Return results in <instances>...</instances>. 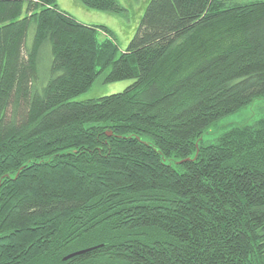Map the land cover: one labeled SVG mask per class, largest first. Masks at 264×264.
<instances>
[{
    "label": "trees",
    "instance_id": "1",
    "mask_svg": "<svg viewBox=\"0 0 264 264\" xmlns=\"http://www.w3.org/2000/svg\"><path fill=\"white\" fill-rule=\"evenodd\" d=\"M145 1L0 0V264H264V0Z\"/></svg>",
    "mask_w": 264,
    "mask_h": 264
},
{
    "label": "rangeland",
    "instance_id": "2",
    "mask_svg": "<svg viewBox=\"0 0 264 264\" xmlns=\"http://www.w3.org/2000/svg\"><path fill=\"white\" fill-rule=\"evenodd\" d=\"M56 2L61 8L68 10L81 21H94L95 23L107 25L115 34L117 42L121 47H126L128 45L141 19L146 4L145 0H119L123 6L122 10L113 11L89 7L80 0H56ZM88 10H90L91 13H88ZM100 33L103 36L106 35L103 29L100 30ZM132 81V78L105 81L102 75H100L93 82L91 87L78 94L76 97L87 98L122 90ZM263 109L264 97H256L239 110L231 112L211 123L207 127L203 137L205 140H211L232 123L245 120L252 121Z\"/></svg>",
    "mask_w": 264,
    "mask_h": 264
},
{
    "label": "crops",
    "instance_id": "3",
    "mask_svg": "<svg viewBox=\"0 0 264 264\" xmlns=\"http://www.w3.org/2000/svg\"><path fill=\"white\" fill-rule=\"evenodd\" d=\"M88 13H91L90 10H88ZM93 20V19H92ZM88 22H94V21H88Z\"/></svg>",
    "mask_w": 264,
    "mask_h": 264
},
{
    "label": "water",
    "instance_id": "4",
    "mask_svg": "<svg viewBox=\"0 0 264 264\" xmlns=\"http://www.w3.org/2000/svg\"><path fill=\"white\" fill-rule=\"evenodd\" d=\"M110 133H111V132H110ZM72 254H73V253H70V254H68L67 256H70V255H72ZM67 256H66V257H67Z\"/></svg>",
    "mask_w": 264,
    "mask_h": 264
}]
</instances>
